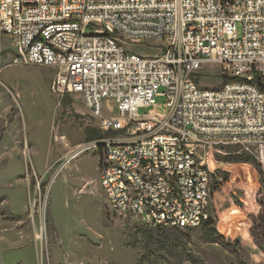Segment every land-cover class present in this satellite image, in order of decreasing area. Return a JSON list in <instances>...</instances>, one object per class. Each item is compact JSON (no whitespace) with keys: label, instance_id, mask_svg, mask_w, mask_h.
Instances as JSON below:
<instances>
[{"label":"built area","instance_id":"1","mask_svg":"<svg viewBox=\"0 0 264 264\" xmlns=\"http://www.w3.org/2000/svg\"><path fill=\"white\" fill-rule=\"evenodd\" d=\"M214 64L224 82L201 86ZM29 65L51 67L53 94H78L117 132L90 143L112 216L201 227L211 175L198 148L237 147L264 174V0H0V72Z\"/></svg>","mask_w":264,"mask_h":264},{"label":"rangeland","instance_id":"2","mask_svg":"<svg viewBox=\"0 0 264 264\" xmlns=\"http://www.w3.org/2000/svg\"><path fill=\"white\" fill-rule=\"evenodd\" d=\"M219 72L208 66L199 84L219 87ZM53 74L42 65L0 72V264H192L190 255L199 264H264V174L253 157L232 146L198 148L211 175L206 225L180 230L112 216L85 134L98 122L76 93L62 105L50 91ZM102 104L113 114V100Z\"/></svg>","mask_w":264,"mask_h":264},{"label":"trees","instance_id":"3","mask_svg":"<svg viewBox=\"0 0 264 264\" xmlns=\"http://www.w3.org/2000/svg\"><path fill=\"white\" fill-rule=\"evenodd\" d=\"M61 103L63 106H68L71 103V99L70 96L68 94L64 95L61 99ZM117 132H106L105 134H103V132L100 129L91 127V126H86L85 128V134H86V138L88 141H93L99 138H102L104 136H108V135H114ZM247 154V153H246ZM252 157L251 155L247 154L246 157L241 156V158H244L246 160H250ZM210 219H208L203 225H206L209 222ZM173 229H178V228H173ZM182 230V229H180ZM189 261L192 264H199L198 260L195 259V257L193 255L189 256Z\"/></svg>","mask_w":264,"mask_h":264},{"label":"bare ground","instance_id":"4","mask_svg":"<svg viewBox=\"0 0 264 264\" xmlns=\"http://www.w3.org/2000/svg\"><path fill=\"white\" fill-rule=\"evenodd\" d=\"M77 155H79V153L73 155V156L71 157V159L74 158V157H76ZM38 237H39V236H38Z\"/></svg>","mask_w":264,"mask_h":264}]
</instances>
